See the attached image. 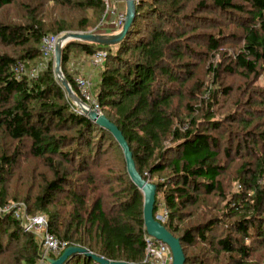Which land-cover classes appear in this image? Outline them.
<instances>
[{"label":"trees","instance_id":"obj_1","mask_svg":"<svg viewBox=\"0 0 264 264\" xmlns=\"http://www.w3.org/2000/svg\"><path fill=\"white\" fill-rule=\"evenodd\" d=\"M46 1L95 11L99 15L98 25L106 11L104 0ZM157 1L162 9L154 7ZM15 3L17 0H0V11ZM191 3H194L191 13H183ZM241 16L248 17L245 24L235 26L243 31V46L231 59L232 66L226 67V72L236 73L233 69L236 65L247 78L258 76L259 66L264 70V0L143 1L137 6L134 25L122 43L99 46L72 41L62 52V66H67L74 46L86 55L103 50L108 53L95 88L100 111L124 133L143 179L151 182L155 176L165 174L162 181L155 182V216L162 196L168 217L161 223L182 242L186 264L208 263L188 256L185 246L203 245L217 254H235L238 258L233 262L244 264L254 250L264 245V132L254 135L246 132L254 144L255 163L243 166L238 195L225 205L223 217L199 216V212L203 213L202 210L210 206L207 198L224 195L220 179L224 167L218 160L217 140L211 134L217 131L219 123L213 122L211 115L206 116L208 121H198L194 117L196 110L188 105L185 108L189 117L184 118L175 107L179 93L173 88L181 83L179 69L185 49L192 50L185 45V40L201 38L206 41L207 52L215 53L220 49L221 40L226 38L220 20H226L224 25H229L233 19L238 25L236 17ZM30 22L32 24L22 26L0 23V45L24 50L19 57L0 54V132L12 141L9 152L5 150L0 155V206L8 204L3 178L14 170L24 156L23 150L28 149L31 156L43 159L52 168L54 179L46 181L35 197L34 211L29 201L25 202L27 212L46 214L50 220L48 230L58 240L66 241L69 247L78 245L108 261L143 264L147 235L144 195L130 180L125 159L122 165L116 163L108 167L105 175L100 170L106 168L99 162L107 155L103 153L102 144L112 141L120 148L112 133L77 112L57 81L51 63L36 79L18 74L19 66L37 63L42 56L44 37L48 36L43 24L36 25L33 18ZM202 27L216 28L217 33H199ZM212 73L216 84L220 67L212 68ZM67 80L76 89L74 80L71 77ZM206 92V95L213 94L210 89ZM253 102L251 99L246 104L251 106ZM258 104L264 105V97ZM244 115L240 124L248 130L254 111ZM202 122L208 126L200 128ZM68 126L71 137L54 133ZM96 132L100 133L97 141L93 139ZM70 142L72 150L60 149ZM58 156L60 164L56 165ZM64 164L71 165L72 169L63 170L61 165ZM70 172H73L74 188L67 190L65 185H69ZM59 194H65L66 201L75 206L68 220L63 222L50 210L56 206ZM188 207L193 209L186 214ZM234 217L236 220L227 224V234L216 236L224 219ZM185 218H191L193 226L179 235ZM21 238H25L30 248L24 262L38 264L41 247L34 235L26 233L13 214L1 215L0 254L9 252L11 249L6 245L18 243ZM253 244L257 246L252 248ZM68 264L100 263L78 255Z\"/></svg>","mask_w":264,"mask_h":264},{"label":"rangeland","instance_id":"obj_2","mask_svg":"<svg viewBox=\"0 0 264 264\" xmlns=\"http://www.w3.org/2000/svg\"><path fill=\"white\" fill-rule=\"evenodd\" d=\"M149 1L151 0H144L146 3ZM111 2L116 10H123L126 12L125 0H112ZM156 3L157 5L154 7L162 9V5L159 4L158 1ZM193 7L194 3L187 4L183 13H191ZM207 16L214 18V16L210 14ZM31 18L34 19L36 25L43 24L45 31L47 32L46 35L48 36L62 37L70 33H91L101 35L103 33V30L101 31L99 29L102 22L98 25L99 15L95 11L89 9L83 10L77 6L63 7L46 0H17V3L5 6V8L0 11V23L2 24L17 26L32 24V22H30ZM247 18V16H241L240 18L236 17L238 25H236V22L233 19L228 22L229 25H224L226 20H220L223 21L222 25L224 27V31L226 32V38L221 40L220 49L219 51H215V53L207 52L205 47L206 41L201 38L198 40H193L192 38L185 40V45H189L192 50L185 49V56L180 62L181 67L179 69L181 83L175 84L173 87L178 90L177 93H179L178 96L175 97V107L180 109L179 113H181L184 118L189 117L185 108V106L188 105L192 108L194 107L196 110L194 117L198 119V121H208L209 118L207 117H210L209 115H211V117H213L212 121L219 123L217 131H212L211 134L215 140H217L219 150L218 160L224 167L223 172L220 175L224 195H217L218 197L216 198H207L210 200V206L205 207L204 210H202L204 214L201 212L198 214L199 216H205L206 218L223 217L222 215L225 212V205L236 200V196L238 195L237 191L239 190L238 186L240 185V180L244 175V172H241L243 166L249 162L255 163V160H253L252 157V153L255 149L253 147L254 144L251 136L248 137L246 134L250 131L253 135L256 132H264V105L258 104L264 97V70H261L262 67L259 66L260 74L258 76L251 75L248 78L241 74L243 71L239 70L236 65H233V69L236 73L229 74L226 72V67L232 66V64H230L231 59H234V55L241 52L243 46V31L235 26H240L243 23L245 24ZM216 31V28L202 27L198 32L202 34H214L217 33ZM23 51V48H17L12 45H0V54H10L15 57H19L22 55ZM70 53V61L67 66L61 67L66 80L69 77L75 80L78 76H85L86 78L88 77L92 80L96 88L98 85L96 82L99 79H97L96 76L100 77L103 67L94 68L92 66V62L94 61L93 56L95 54L86 55L85 53L78 51V48L75 46L71 48ZM85 59H87V62L84 61ZM50 63L52 64L54 75L59 82L55 69V53L46 58L42 54V56H40L37 60V63L31 62L27 65L19 66L17 71L19 75L24 74L32 79H36L42 72L46 71ZM88 63L89 66H91L96 72V78L94 77V79H92L93 75H90L92 77L88 75L86 76L84 69H82V67ZM218 66L220 67V76L215 84L212 68H216ZM208 89L212 90V96L208 94L206 95V90ZM228 89V94H224L225 90ZM214 94L216 98L213 96ZM249 94L252 96L250 97ZM66 96L69 99L67 93ZM251 99L254 102L250 106L246 104V102ZM73 105L75 106L74 102ZM249 111H254V118H249V121L252 123L249 126V129L245 130V128H243L240 124V120L245 118L244 114ZM202 126L207 127L208 124L202 122L200 128ZM64 129L57 130L54 133L71 137L72 133L70 132V126H68L66 130ZM93 137V139L97 141L100 137V133L96 132ZM11 145L12 141L0 132V155L3 154L5 150L8 151L11 149ZM102 145L103 153H107V155L101 158L99 162L106 166L104 170L100 169L102 174L105 175L108 167L113 166L116 163L122 165L124 163V157L122 150L114 145L112 141L105 144L103 143ZM168 145L169 144H167V146ZM238 145H240L239 148ZM60 149L63 151L72 150L71 142L67 146H61ZM23 151L24 156L19 159L14 170L9 175H5V178H3V185L7 193V205L9 207L21 206L23 207L21 208V213L31 216V214L27 212L28 207L25 202L29 201V204L32 205L31 209L34 211L35 197L41 193V190L46 183L52 181L54 177L52 168L47 166L43 159L40 160L34 158L31 156L28 149ZM59 159V156L55 157L56 165L59 163ZM61 168L63 170H70L72 169V166L64 164L63 166L61 165ZM70 174L71 175L68 180L69 185H65L67 190L74 188L73 172H70ZM164 175L165 174H163V176ZM163 176H155L151 180V183L155 184V182L162 181L161 178L165 177ZM251 195L252 193L249 194V196ZM56 198V206L51 207L50 210L52 213H56L61 217V222H63V220L66 221L68 220L67 216L74 211L75 206L70 205V203L66 201L68 198L65 194H59ZM192 209V207H188L186 214L192 211ZM163 210L164 204L161 196L160 204L157 210L158 215H162L164 212ZM194 217L195 216H193L192 219ZM192 219L185 218V220L181 222V232L178 233L179 235L193 226ZM235 220V217L225 218L224 224L219 228V232L216 233V236L226 235L227 224L233 223ZM33 235L35 237L34 239L40 246L39 239L35 234ZM6 243L7 240L5 239L4 245H6ZM247 244L248 246L251 245L250 242H247ZM6 246L7 249L11 250L5 254H0V264H26L24 259L28 256V250L30 248L27 246L25 238H21V241L18 243L12 242ZM256 246V244H253L252 248ZM67 248H69V246H67L61 254ZM185 248L188 256L199 257L204 261L206 260L208 264H236L233 260L238 258L235 254L228 255L222 252L221 254H217L209 247H204L203 245L185 246ZM61 254L54 257L57 259L61 256ZM48 257L54 258L51 254ZM244 264H264V245L254 250L251 254V258H248Z\"/></svg>","mask_w":264,"mask_h":264},{"label":"water","instance_id":"obj_3","mask_svg":"<svg viewBox=\"0 0 264 264\" xmlns=\"http://www.w3.org/2000/svg\"><path fill=\"white\" fill-rule=\"evenodd\" d=\"M126 3V16H125V24L118 34L114 35H98L91 33H70L68 35L63 36L60 39L59 43L56 46L55 57H56V73L58 75V80L63 85L69 99L76 103L82 115L87 118H90L93 122L96 123L97 126L103 129H107L112 133L114 139L116 140L118 146L123 150L125 164L127 166V173L134 184V186L141 191L142 195H144V227H146L147 234L157 240L162 241L167 244L170 248L173 262L172 264H186L187 258L184 254V249L182 247V242L180 239L176 238L173 234H171L166 227L162 225L158 215L155 216V203H156V191L157 185L151 183L148 180L142 178L139 171H137L136 163L133 159V153L131 147H129L128 141L122 131L112 123L107 116H104L98 113L95 110H92L90 107H87L83 101H81L77 95L75 94L71 85H69L68 81L63 75L62 72V56L64 48L70 44L72 41H77L81 43H91L99 46H117L122 43L127 37L128 34L134 25L136 18V10L137 4L134 0H125ZM62 43V45H61ZM64 43V44H63ZM61 45V46H60ZM86 256L100 264H134L130 262H118L106 260L94 252H90L85 248L76 246L67 248L59 258H52L46 256L44 260L49 264H68L69 261L77 256Z\"/></svg>","mask_w":264,"mask_h":264},{"label":"built area","instance_id":"obj_4","mask_svg":"<svg viewBox=\"0 0 264 264\" xmlns=\"http://www.w3.org/2000/svg\"><path fill=\"white\" fill-rule=\"evenodd\" d=\"M112 0H104L106 4V11L102 18V23L99 26V29L102 31V34L105 35H114L120 32L125 24L126 12L123 10H116L113 7ZM137 6L141 5L144 0H134ZM105 32V33H104ZM101 34V35H102ZM63 38L59 36H46L44 37L41 54L46 57H50L55 53L56 46L59 43L60 39ZM108 53L106 51H98L93 57L94 61L92 66L94 68H102L103 63L107 57ZM76 89L74 90L77 97L83 101V103L90 107L92 110L97 111L101 114L98 100L94 92L95 85L93 84L90 78L85 76H78L74 80ZM77 109V112L81 114L79 106L74 103ZM21 206L19 207H9L0 206V216L1 215H11L13 214L19 221L23 230L26 233H32L37 236L40 241L41 247V257L38 261L39 264H49L44 260L46 256L55 255L58 256L61 252L67 247V242L58 240L49 230L50 220L47 215H36L30 216L21 213ZM162 215H158L160 222H163L168 217V211L163 210ZM146 243V255L143 264H172V254L170 248L167 244L163 243L160 240L150 237L148 234L145 236Z\"/></svg>","mask_w":264,"mask_h":264},{"label":"crops","instance_id":"obj_5","mask_svg":"<svg viewBox=\"0 0 264 264\" xmlns=\"http://www.w3.org/2000/svg\"><path fill=\"white\" fill-rule=\"evenodd\" d=\"M84 61H86L87 62V59H85ZM82 69H84V73L86 74V76L88 75V76H90V75H93V77L92 76H90V77H92V79H94V77H95V70L91 67V66H89V63L87 64V65H84L83 67H82ZM97 77V84L99 83V81H100V77L99 76H96ZM95 77V78H96ZM95 81V80H94Z\"/></svg>","mask_w":264,"mask_h":264},{"label":"bare ground","instance_id":"obj_6","mask_svg":"<svg viewBox=\"0 0 264 264\" xmlns=\"http://www.w3.org/2000/svg\"><path fill=\"white\" fill-rule=\"evenodd\" d=\"M63 44H64V43H63ZM61 45H62V43H61ZM61 45H60V46H61Z\"/></svg>","mask_w":264,"mask_h":264}]
</instances>
